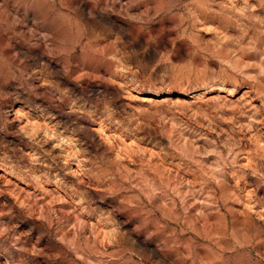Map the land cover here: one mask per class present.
I'll return each mask as SVG.
<instances>
[{"label": "clouds", "instance_id": "1", "mask_svg": "<svg viewBox=\"0 0 264 264\" xmlns=\"http://www.w3.org/2000/svg\"><path fill=\"white\" fill-rule=\"evenodd\" d=\"M0 264H264V0H0Z\"/></svg>", "mask_w": 264, "mask_h": 264}]
</instances>
